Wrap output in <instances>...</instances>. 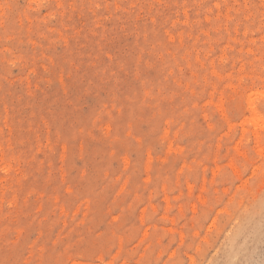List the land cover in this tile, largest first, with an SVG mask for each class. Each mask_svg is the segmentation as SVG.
<instances>
[{"label": "rangeland", "instance_id": "1", "mask_svg": "<svg viewBox=\"0 0 264 264\" xmlns=\"http://www.w3.org/2000/svg\"><path fill=\"white\" fill-rule=\"evenodd\" d=\"M263 205L264 0H0V264H264Z\"/></svg>", "mask_w": 264, "mask_h": 264}, {"label": "bare ground", "instance_id": "2", "mask_svg": "<svg viewBox=\"0 0 264 264\" xmlns=\"http://www.w3.org/2000/svg\"><path fill=\"white\" fill-rule=\"evenodd\" d=\"M264 206V205H263ZM262 208V207H261ZM261 208H260V210H261ZM259 211V210H258ZM250 216V215H249ZM249 216H247V217H249ZM255 216V215H254ZM255 218V217H254ZM243 222V221H242ZM252 223V222H251ZM240 225H241V223H239ZM238 224V225H239ZM263 225V224H262ZM252 227V226H251ZM262 228V227H261ZM248 229V228H247ZM238 230V229H237ZM250 232V231H249ZM236 233H238L239 234V232L237 231ZM252 233V232H251ZM258 233V232H257ZM233 234V233H232ZM230 235H231V233H230ZM229 235V236H230ZM234 235V234H233ZM249 235V234H248ZM248 235H246V237L248 236ZM254 235V234H253ZM232 237V236H231ZM249 237V236H248ZM251 237V236H250ZM241 238V237H240ZM239 238V239H240ZM252 238H253V236H252ZM233 239V238H232ZM263 239V238H262ZM237 240H238V238H237ZM252 240V239H251ZM251 243V242H250ZM264 243V242H263ZM257 243H255V245H256ZM230 245V244H229ZM228 246V245H227ZM233 246V245H232ZM254 246V245H253ZM225 248V247H224ZM232 248V247H231ZM254 248V247H253ZM255 249V248H254ZM239 250V249H238ZM238 250H237V253H239L238 252ZM243 250H245V252H246V249H243ZM257 250V249H256ZM231 251H233V250H231ZM248 251V250H247ZM250 251V250H249ZM248 251V252H249ZM235 252V251H234ZM241 252H242V250H241ZM241 252H240V254H241ZM251 252V251H250ZM255 252V251H254ZM253 252V253H254ZM232 253V252H231ZM252 253V252H251ZM251 253H249V254H251ZM243 254V253H242ZM248 254V253H247ZM255 255H256V253H254ZM233 255V260L235 259V256H236V252H235V256H234V254H232ZM231 255V256H232ZM239 256H241V255H239ZM257 256H259V253L257 252ZM264 256V255H263ZM237 257V256H236ZM247 257V256H246ZM223 258V257H222ZM229 258V257H228ZM229 259H231V258H229ZM241 259V258H240ZM254 259H256V260H254ZM217 260V259H216ZM222 260V262H223V259H221ZM225 260H227L226 259V257H225ZM236 261H237V258H236ZM236 261L234 260V264H236ZM258 261V259L257 258H255V257H253V255L251 256V255H249V260L247 259V264H259L260 262H257ZM227 262H228V260H227ZM226 262V263H227ZM240 263H241V261H239ZM224 263V262H223ZM232 264H233V262H231ZM227 264H230V262H228Z\"/></svg>", "mask_w": 264, "mask_h": 264}]
</instances>
